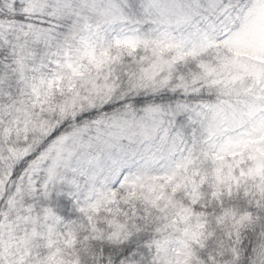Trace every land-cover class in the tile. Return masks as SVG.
Here are the masks:
<instances>
[{"label": "snow or ice", "instance_id": "6c2138e0", "mask_svg": "<svg viewBox=\"0 0 264 264\" xmlns=\"http://www.w3.org/2000/svg\"><path fill=\"white\" fill-rule=\"evenodd\" d=\"M0 264H264V0H0Z\"/></svg>", "mask_w": 264, "mask_h": 264}]
</instances>
